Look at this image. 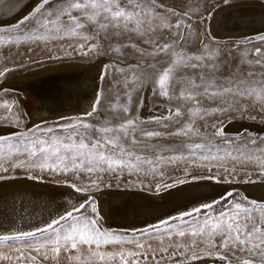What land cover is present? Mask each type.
<instances>
[{"label": "rangeland", "instance_id": "obj_1", "mask_svg": "<svg viewBox=\"0 0 264 264\" xmlns=\"http://www.w3.org/2000/svg\"><path fill=\"white\" fill-rule=\"evenodd\" d=\"M234 1L238 0H155L154 4L152 0H138L139 3L147 4L152 8L153 14L159 17L152 20L151 27L154 31H145L143 35L112 28L104 31L97 24L87 23L80 31L83 35L95 37L87 41L81 39L79 35L73 36L65 31L58 33L51 25L50 30L40 29L37 32L35 19L21 24L25 17L33 13L41 0L30 4L16 22L0 25V36L5 37V42L0 43V73H3L0 75V87L14 74L38 70L47 64H58L69 60L79 62L82 59L80 62H86L102 59L106 65L94 100L96 102L99 96L100 103L96 105L97 110L92 116L86 115L92 109L74 110L59 117L41 116L34 120L31 113L26 110L25 95L20 89L1 88L0 105L8 102L12 104V109L9 113L8 109L0 107V123L13 124L12 126L20 129L3 137L15 140L23 133L31 135L30 130H34L37 125L40 128L52 127L58 134L64 135L59 126L70 122L83 121L95 128L101 126L117 128L131 119L135 121L134 130L130 129V135L127 138L122 137L121 140L125 152L131 153L127 159L133 164L136 163L137 156L152 161V163H141L137 168H123L116 171L60 173L29 166L25 163L27 160L25 154L0 160V179L11 176H36L68 182L86 189L89 198L83 203L85 208L77 215L95 218L103 229L138 239L146 247L150 244L151 249L155 251L150 250L147 259L141 257L139 264H243L246 259L252 260L254 264H262L259 256L254 257L247 251H240L231 246L221 248L220 236L215 237L216 248H210L206 240L200 239H197V244L193 247L192 237L187 232L184 237L175 235L178 228L187 230L190 224L202 222L206 218V213L216 216L221 211L230 209L234 203L249 208L252 207L251 201H255L258 206L264 205V201L250 199L238 188L232 187L233 190L228 192L232 193L231 196L227 193L222 196L225 199L220 197L214 200H219L221 203L215 204L213 209L202 210L195 219L183 217L181 220L179 216L169 220L167 225L158 224L160 231L154 227L145 228L149 232L147 236L142 234L143 229L132 230L107 225L99 214L96 198L91 195L92 191L104 187L144 188L156 193L203 175L233 184L264 179V168L256 161L257 156L264 155L259 151L264 149V135L249 132L237 135L222 128L226 120L235 117L264 121V108L255 99V95H234L252 89L259 91L264 86V66L255 63L257 59L264 61V41L257 40V37L264 36V32L240 38L218 39L209 31L213 9L221 3ZM62 3L63 0H51L46 8L54 9ZM120 4L122 7L127 6V0H120ZM73 15L80 14L74 12ZM67 19L68 17H63V20L67 21ZM177 24L180 25L179 28L176 27ZM143 27L147 29V23ZM37 36L43 39H37ZM9 37L13 42H7ZM164 44H169L171 47L166 52L159 51ZM93 46H95L94 50L89 51ZM256 48L261 49L260 56L254 54ZM174 53L185 58L202 56L203 59L200 61H190L202 67H177L167 86L168 96H163L160 94L157 80L163 70L176 58ZM250 72L254 75L249 76ZM188 80L201 85L198 89L201 93L205 86L209 84L213 86L209 87V94L197 95L195 100H185L180 98V91ZM148 83L151 84L152 105L159 103L167 109L171 108L170 111L164 114L153 113L149 117H142L139 114L144 87ZM224 87L231 88L232 93L211 95L212 92H222ZM125 106L127 112L123 111ZM177 108L182 113L180 117L173 116ZM189 109L195 114H191ZM169 116H173V119H163ZM156 118L161 119L157 122ZM185 125H190L192 130L186 135L174 134ZM147 131L159 132L161 135L148 137L144 134ZM217 131H222L223 135L217 136ZM91 135L95 139L99 133L93 129ZM133 137L135 143L132 142ZM252 140H255L256 144H252ZM195 144H203L207 147L204 150H196L193 154L189 146ZM208 149L211 150V155L224 159H201L202 155L209 154ZM227 153H231L237 159L228 158ZM249 155L252 159H245ZM173 156H183L184 159L170 160L169 158ZM92 180H96L95 185L91 183ZM92 204L96 206V213L91 211ZM252 214L255 222L259 224L260 213ZM37 236L45 239L48 234L41 236L37 233ZM178 244L183 246L176 247ZM119 247V245L115 246L116 249ZM124 247L130 248L132 245L125 244ZM162 247L167 248V251L162 252L160 250ZM13 248H21L25 256L30 253L37 259L33 262L27 260L18 262L15 257L19 253L14 252ZM113 250L112 245L104 249V251ZM194 251L200 259H192ZM209 252L212 255H208ZM0 254L13 257L12 260L0 259V264H99L95 259L88 257L86 248L79 253V259L70 258L77 256L75 251L63 250L55 258L49 252V258L44 259L35 251L26 249L24 242L19 241L0 244ZM217 254L224 255L226 259L223 261L218 259Z\"/></svg>", "mask_w": 264, "mask_h": 264}, {"label": "snow or ice", "instance_id": "obj_2", "mask_svg": "<svg viewBox=\"0 0 264 264\" xmlns=\"http://www.w3.org/2000/svg\"><path fill=\"white\" fill-rule=\"evenodd\" d=\"M51 0H41L39 5L34 9L30 16L24 18L21 24L26 23L29 20L35 19L37 25L36 31L40 29L50 30L49 26H53L56 32L65 31L73 36L79 35L81 39L87 41L88 39H94L95 37H89L83 35L80 31L86 27L87 23L97 24L101 30L107 31L109 28L123 30L126 32H136L143 35L145 31H154L151 24L153 19L159 17L153 14L152 8L147 4H141L138 0H127V6L122 7L120 0H63V3L56 6L54 9L46 8ZM155 3V0H152ZM147 9V11H146ZM79 13L80 15H73V13ZM68 17L67 21L63 20V17ZM147 23L148 28L143 26ZM129 25H133L129 27ZM19 27V26H17ZM180 27L179 24L176 25ZM37 39H43V37L37 36ZM257 40L264 41V36L257 37ZM5 42V37L0 36V43ZM7 42H13L9 37ZM83 48V45H81ZM89 48V51L94 50ZM171 46L164 44L160 47L159 51L166 52ZM254 54L256 56L261 55V49L256 48ZM176 58L172 61L171 65L163 70L159 75L157 83L160 87V94L168 96L167 86L173 78L175 69L179 66L184 67H202V65L196 63H190L192 60L200 61L202 56L196 57H183L173 54ZM256 64L264 66V61L257 59ZM214 67V66H213ZM3 75V73H0ZM249 76L254 73H249ZM203 79V77H201ZM184 83V82H181ZM213 85L209 84L204 87V91L201 93L198 89L201 85H198L193 80H188L184 87L180 91V98L185 100H195L197 95L209 94L208 89ZM224 93H232V89L224 87L222 92H212V96L223 95ZM239 96H252L255 95V99L259 101L264 108V86L261 90L255 89L246 90L243 92L234 93ZM100 103L99 96L90 112L86 115L92 116L96 112V105ZM0 107L8 109L11 113L12 104L4 102ZM123 111L127 112L128 109L125 106ZM198 111V110H197ZM191 114H195L192 109H189ZM182 115L179 108H177L173 114L174 117H180ZM173 116L164 117L163 119H173ZM157 122L161 118H156ZM135 121L127 120L120 124L117 128L108 126H101L95 128V126L79 121L78 123H68L60 125L61 131L65 134L60 135L56 129L52 127L40 128L36 126L31 131V135L28 133L20 134L13 140L9 137H0V160L9 159L12 157H19L22 155L27 156L25 163L29 166L39 168L41 170H51L53 172L68 173V172H87L95 173L98 171H116L123 168H137L141 163H152V161L146 160L142 157H135L136 163L133 164L127 159L131 156V153L125 152L123 144L121 142L122 137L127 138L130 135L129 130H134ZM166 126V125H165ZM95 130L99 135L93 139L91 131ZM190 125H185L175 135L187 134L191 131ZM122 134V135H121ZM148 137L159 136L161 133L147 131L144 133ZM217 136H222V131H217ZM78 138V139H77ZM132 142L135 143V138H132ZM252 144H256L255 140L251 141ZM206 145L195 144L189 146L190 151L194 154L196 150L206 149ZM261 153H264V149H259ZM208 155H202L203 160H222L224 157H218L211 155V150L208 149ZM226 156L232 160H236L237 157L231 153H227ZM170 160L184 159L183 156H173ZM245 159L251 160L252 156H246ZM256 161L264 168V155L257 156ZM20 166V165H15ZM106 166V167H105ZM6 170V169H5ZM228 171V169H225ZM93 185L96 184V180H92ZM77 192L86 191V189L77 187L75 184L70 185ZM170 187V185H165ZM159 188V186H158ZM231 196L232 193H228ZM222 199H225L222 197ZM221 201H213L212 203L203 204L200 207H196L191 211L184 212L180 219L183 217H193L202 213V210L213 209L215 204H219ZM252 207L242 206L240 203H234L230 209L221 211L218 215L212 216L206 213V218L199 223H192L187 230L179 229L175 233L179 237H184L189 234L192 237V246L195 247L197 239L206 240L208 247L216 248L215 237H221V248H237L240 251H247L252 256H259L262 264H264V205H257L255 201L250 202ZM93 213L97 212L95 204L90 205ZM85 208V204H80L79 207L74 208L72 211H67L66 214L61 215L58 219H53L45 227L37 228L35 231H21L16 234H4L0 235V244L8 241L24 242L26 249L35 251L38 255L43 256L44 259H48V253L53 254V258L58 256L63 250L64 252L75 251L76 257H70L79 259V253L82 249L86 248L88 257L95 259L99 264H139L141 257L147 259L149 251H155L151 249L149 244L147 247L144 243H141L138 239L129 238L127 235H117L110 230L103 229L98 220L85 215H77L82 209ZM253 212L260 213V223L255 222ZM172 219H176L173 217ZM161 223L167 225L168 221L164 220ZM154 227L157 231H160L159 225L150 226ZM142 234L149 235L148 229L141 230ZM167 231V229H165ZM40 233L41 236L47 233L48 236L45 239L37 236ZM171 239V236H169ZM162 243V241H161ZM132 245V247H124V245ZM109 245L114 246L113 251H104ZM119 245L118 249L115 246ZM183 245H176V247H182ZM162 252H166L167 248H161ZM13 251L19 253L15 257L16 261H29L33 262L37 259L36 256H32L30 253L25 256L24 251L21 248H13ZM208 255H212L211 252ZM218 259L225 260L224 255L217 254ZM0 259L12 260L13 257L7 254H0ZM192 259H200L197 252L192 253ZM243 264H254L252 260H244Z\"/></svg>", "mask_w": 264, "mask_h": 264}, {"label": "bare ground", "instance_id": "obj_3", "mask_svg": "<svg viewBox=\"0 0 264 264\" xmlns=\"http://www.w3.org/2000/svg\"><path fill=\"white\" fill-rule=\"evenodd\" d=\"M0 1L6 3L12 0ZM13 2H16L14 3L15 5L19 4L21 0H13ZM234 2L217 5L211 13L209 27H212L217 33L226 34L242 33L250 29L264 28V1L240 0L236 3ZM219 6H223V8L216 11ZM92 60L86 62H73L72 60L70 62L69 60V62L47 64L38 70L14 74V76L9 77L5 82L14 84L16 89L22 91L25 95L26 110L31 113V117L34 120L42 116L43 110L52 109L50 111L59 112L53 117L70 114L74 110L90 111L98 94L102 72L106 66L102 59ZM150 92L151 84L148 83L144 87L143 101L138 111L142 117H149L153 113L164 114L171 110V108L167 109L166 106L159 103L152 105V95ZM204 177H198L197 181ZM3 179H9L10 181L0 183V212H3L0 214L5 217L11 216L12 222H29L32 219L39 216L43 217V215L49 213L48 209L53 205H50L51 202L47 197L50 196L49 191H53L54 189L48 187V184L45 183H55L60 185V188H64V185H72L68 182L53 181L36 176H11ZM252 182H250L251 184H244L243 187L255 196L264 197V179H261L260 182ZM177 185H175L177 188H167L171 190H167L166 192H164L165 190L154 192L155 196L158 197L155 200H164L163 202L169 203L167 206H192L197 198L201 196L200 199L208 198L212 192L217 190V187L212 186V184L203 183L202 181L182 186ZM117 188L119 187L98 189L101 191H108L109 189L110 191L106 192L105 195H100L101 197L100 199L98 197V199L106 218L111 222H120L124 221L125 217L131 218L133 215L154 214L156 211L164 210L162 206L150 212L148 209H152V207L155 209V202H142L141 200L144 195L136 191L127 192V190H123L120 193H118L119 191L117 193L115 191L111 192ZM60 192L58 191L57 195L60 196ZM82 192L86 193L85 191ZM205 192L206 194L202 195ZM58 212L59 210L55 207L52 213L53 216L58 214Z\"/></svg>", "mask_w": 264, "mask_h": 264}, {"label": "water", "instance_id": "obj_4", "mask_svg": "<svg viewBox=\"0 0 264 264\" xmlns=\"http://www.w3.org/2000/svg\"><path fill=\"white\" fill-rule=\"evenodd\" d=\"M34 1L36 0H21V2L19 4H15L16 2H13V0L11 2H6L4 3V1H0V25H6L9 23H13L16 22L19 17H21V15L24 13L23 11L29 7L30 4H32ZM240 1V0H238ZM235 1L234 3L238 2ZM261 2H263L264 0H260ZM259 0H254V2H260ZM227 6V5H224ZM229 6V5H228ZM220 8H223V6H219L216 11ZM209 31L211 33V35H213L214 37L218 38V39H228V38H240V37H246V36H252V35H256L259 33L264 32V28H256V29H250L247 32H242V33H217L215 32L212 27H209ZM3 87H10L13 89H16V86H14V84L11 83H4ZM52 110V109H50ZM50 110H43L44 113L42 112V117L47 118V117H53L55 114H58L59 112H52ZM154 117V116H153ZM222 128L224 129V131H228L230 133L233 134H237V135H241L243 133L249 132V133H253V134H259V135H264V121L262 120H256V119H250V118H245V117H235V118H231L226 120L223 124H222ZM18 130H20L17 127H14L12 125H8L5 123H0V137L3 136H7L10 135L12 133L17 132ZM204 177V176H202ZM30 180V179H29ZM10 181L9 179H0V183H5ZM202 181L203 183H208V184H212V186L217 187V190L215 192H212V194L207 198H202L201 197L197 198L194 202V205L192 206H178V205H174V206H167L169 203L163 202L164 200H160L157 201L155 200V198H158L157 196H155L156 194L154 192H151L149 190H146L144 188H133V187H119L117 189H113L111 192H116L119 191L118 193H120V191L123 190H127L128 191H136L139 192L141 194L144 195V197H142L143 199L141 200L142 202H155V209H148L152 211H155L159 208H161L163 206L164 210L162 209L161 211H156L154 214H144L142 216L140 215H133V217L131 218H127L125 217L124 221H110L108 220V218H106L104 210L102 209L101 204L99 203V199H100V195H105L106 192H110L109 189L108 191H101L98 190L96 192L91 193V195L93 197L96 198L97 200V206H98V211L99 214L101 215L102 219L104 220V222L109 225V226H113V227H118V228H123V229H132V230H139V229H145V228H149L150 226H155L158 224H161L162 221L164 220H171L173 217L177 218L179 216H181L184 212L186 211H191L196 207H200L203 204L206 203H210L224 195H226L228 192L232 191L233 188H238L240 191H242V193L253 200L256 201H264V197H258L255 196L253 194H251L247 189H245L243 186L246 183H250L252 181L249 182H244V183H230V182H222L219 181L215 178L212 177H204L201 180L197 181V178L195 179H191L189 181H185L183 183H180L177 186H182V185H187V184H192V183H196V182H200ZM256 182V181H253ZM252 182V183H253ZM260 182V181H259ZM48 184V187L54 189L53 191H49V197L48 200L51 202L50 205H53L51 207H49L47 214L42 216H39L35 219H32L29 222H12V217H5V216H1L2 214H0V235H4V234H16L19 233L21 231H35L37 228H42L45 227L49 222H51L53 219H58L61 215L66 214L67 211H72L74 208L79 207L80 204H83L88 198L89 195L87 193H83V192H77L75 191L74 188H72L71 186H65L64 188H60L58 184L55 183H45ZM251 184V183H250ZM66 188V189H65ZM116 188V187H113ZM171 188H177L175 186L171 187ZM49 189V188H46ZM167 190H171V189H165L164 192H166ZM61 191L60 196L57 195V192ZM56 192V194H55ZM126 192V191H125ZM162 192V191H160ZM206 192L202 195H205ZM159 196V194H157ZM99 197V199H98ZM204 197V196H203ZM167 201V200H166ZM170 201V199H169ZM66 202V204H64ZM158 202V203H157ZM166 203V204H165ZM167 206V207H164ZM57 208V210H59L58 214H55L57 216H53V209ZM52 210V211H51ZM3 213V212H0ZM134 221V222H133Z\"/></svg>", "mask_w": 264, "mask_h": 264}]
</instances>
